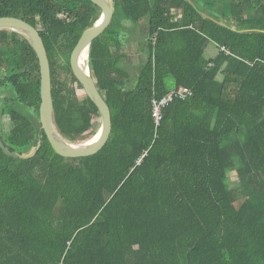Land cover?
Here are the masks:
<instances>
[{
	"label": "trees",
	"instance_id": "obj_1",
	"mask_svg": "<svg viewBox=\"0 0 264 264\" xmlns=\"http://www.w3.org/2000/svg\"><path fill=\"white\" fill-rule=\"evenodd\" d=\"M91 47L90 71L110 106L98 154L66 158L40 121L37 53L0 30V264H264V0H114ZM91 0H0L44 40L54 120L70 142L90 138L100 112L71 68L94 26ZM150 25L133 75L124 23ZM217 47L214 58L206 52ZM156 127L152 101L176 87ZM237 181L229 183V172Z\"/></svg>",
	"mask_w": 264,
	"mask_h": 264
},
{
	"label": "water",
	"instance_id": "obj_2",
	"mask_svg": "<svg viewBox=\"0 0 264 264\" xmlns=\"http://www.w3.org/2000/svg\"><path fill=\"white\" fill-rule=\"evenodd\" d=\"M101 12V21L89 28L79 40L71 54L70 64L74 75L83 86L86 95L94 102L100 112L101 127L96 139L91 142H70L58 131L54 120V101L52 95L51 65L44 40L37 28L27 21L17 17H0V30H9L18 33L25 38L38 55L41 72V106L40 121L42 129L54 151L66 158H85L98 154L107 145L113 131V121L110 106L101 94L90 71V52L93 42L102 36L111 26L115 15L114 0H91ZM150 31L148 25L147 32ZM88 50L86 63L80 59L85 50ZM85 65V66H84ZM0 148L4 153L16 159H24L34 154L31 149L27 154L21 155L12 151L0 136Z\"/></svg>",
	"mask_w": 264,
	"mask_h": 264
},
{
	"label": "crops",
	"instance_id": "obj_3",
	"mask_svg": "<svg viewBox=\"0 0 264 264\" xmlns=\"http://www.w3.org/2000/svg\"><path fill=\"white\" fill-rule=\"evenodd\" d=\"M131 23V22H130ZM134 27V24L131 23ZM148 23H143L139 27L135 26L133 30V34L129 35L127 31H123L128 38L125 46V53L128 55V65L130 68V72L135 75L138 73V69L141 65L147 62V53L144 48L145 43L143 42L144 34H147Z\"/></svg>",
	"mask_w": 264,
	"mask_h": 264
},
{
	"label": "rangeland",
	"instance_id": "obj_4",
	"mask_svg": "<svg viewBox=\"0 0 264 264\" xmlns=\"http://www.w3.org/2000/svg\"><path fill=\"white\" fill-rule=\"evenodd\" d=\"M135 27V25H134ZM133 27V25L130 22H125L124 23V28L122 29L123 31H127L129 29V31L127 32L129 35L133 34V30L135 29ZM123 36L126 35L125 33L122 34ZM217 54V47L214 44H211L206 52V57L208 59L210 58H214ZM85 66V65H84ZM79 94L81 97L85 96V91L84 90H80ZM12 127L11 121H10V117L8 115L2 116L1 120H0V131H4V132H9L10 129ZM101 127V118H96L94 121V128L92 130L91 136L90 138H92L94 136V134L98 131V129H100ZM90 138H88L87 140H89ZM85 140V141H87ZM85 141H78L77 143H82ZM229 183L232 184L235 181H237V175L234 172H229Z\"/></svg>",
	"mask_w": 264,
	"mask_h": 264
},
{
	"label": "built area",
	"instance_id": "obj_5",
	"mask_svg": "<svg viewBox=\"0 0 264 264\" xmlns=\"http://www.w3.org/2000/svg\"><path fill=\"white\" fill-rule=\"evenodd\" d=\"M193 95V91L187 87H176L172 89L165 97L154 99L152 101V116L157 128L163 121L164 109L174 100H186Z\"/></svg>",
	"mask_w": 264,
	"mask_h": 264
},
{
	"label": "bare ground",
	"instance_id": "obj_6",
	"mask_svg": "<svg viewBox=\"0 0 264 264\" xmlns=\"http://www.w3.org/2000/svg\"><path fill=\"white\" fill-rule=\"evenodd\" d=\"M100 18H101V15H100V17L95 21L94 25H96V23H99V21H101ZM87 58H88V50L86 49V50L83 52L82 56H81V59H80L81 63H84V62L86 63ZM98 131H99V129H98ZM98 131L94 134V136H93L92 138H90L89 140H87V141H85V142H91V141H94V140L96 139V135H97Z\"/></svg>",
	"mask_w": 264,
	"mask_h": 264
}]
</instances>
